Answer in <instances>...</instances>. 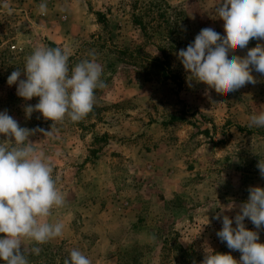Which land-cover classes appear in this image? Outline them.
Segmentation results:
<instances>
[{"label":"rangeland","instance_id":"374dc122","mask_svg":"<svg viewBox=\"0 0 264 264\" xmlns=\"http://www.w3.org/2000/svg\"><path fill=\"white\" fill-rule=\"evenodd\" d=\"M41 2L0 0V111L21 127L51 130L53 121L39 112L25 116L39 97L26 101L6 82L35 47L50 42L69 50L70 69L95 53L107 86L95 90L82 121L65 117L52 137L37 131L28 138L52 162L65 197L47 218L65 225L63 235L38 245L29 264H63L73 249L91 264H186L178 246L196 264L207 248L239 261L217 238L222 224L213 217L246 201L249 186L264 187L257 168L264 128L249 127L250 115L264 111V76L253 72L255 85L218 94L189 80L176 55L202 28L225 34L218 0H46L43 16ZM23 243L30 252L33 243Z\"/></svg>","mask_w":264,"mask_h":264},{"label":"clouds","instance_id":"9594fccd","mask_svg":"<svg viewBox=\"0 0 264 264\" xmlns=\"http://www.w3.org/2000/svg\"><path fill=\"white\" fill-rule=\"evenodd\" d=\"M215 5V15L224 21L225 34L202 28L176 55L189 80L227 94L255 85L258 81L253 72L264 76V43L248 48L243 57L232 54L229 58L235 49L247 48L250 40L264 41V0H218ZM3 7L8 15L12 14L8 3ZM38 9L40 15H47L46 0ZM59 10L64 11L62 7ZM69 56L66 48L37 46L26 57L23 68L17 67L7 77V84L16 86L17 96L26 101L39 97L35 105L24 108L26 118L39 112L53 124L49 131L29 129L21 127L7 110L0 111V134L5 137L0 142V233L4 234L0 237V260L5 264H29L28 255L38 256L41 252L38 245L63 235L65 225L59 221L50 223L47 218L54 208L65 206V197L56 187L52 162L28 138L37 131L52 137L55 124L65 117L73 123L82 121L93 111L95 90L107 86L101 79L103 66L95 53L90 52L91 59H83L71 69ZM249 127L264 128V111L250 115ZM257 168L264 178V159L258 161ZM247 190L246 201L229 203L213 217L222 224L217 238L229 250L241 254L239 261L230 252L207 248L200 264H264V243L260 242V232L264 231V187L249 186ZM231 211H235L232 218L224 214ZM245 220H250L255 230L248 229ZM23 238L33 243L28 253ZM63 264L91 261L73 249Z\"/></svg>","mask_w":264,"mask_h":264},{"label":"trees","instance_id":"16d2710c","mask_svg":"<svg viewBox=\"0 0 264 264\" xmlns=\"http://www.w3.org/2000/svg\"><path fill=\"white\" fill-rule=\"evenodd\" d=\"M50 47H56V45L52 42L49 43ZM179 248V251H181V255H179L180 259H182V261H184L186 264H192L193 261H195L194 258H192V255H191V259L190 260H186L185 257H187V255L189 254V251L187 249H184L183 247L181 246H178ZM193 254V252H192ZM194 255V254H193Z\"/></svg>","mask_w":264,"mask_h":264}]
</instances>
